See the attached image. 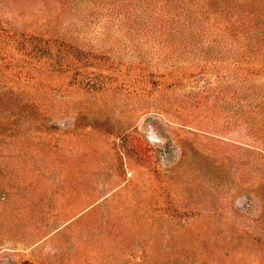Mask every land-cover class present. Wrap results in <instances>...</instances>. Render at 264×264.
Here are the masks:
<instances>
[{
	"label": "rangeland",
	"instance_id": "1",
	"mask_svg": "<svg viewBox=\"0 0 264 264\" xmlns=\"http://www.w3.org/2000/svg\"><path fill=\"white\" fill-rule=\"evenodd\" d=\"M0 264H264V0H0Z\"/></svg>",
	"mask_w": 264,
	"mask_h": 264
}]
</instances>
